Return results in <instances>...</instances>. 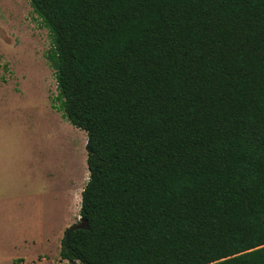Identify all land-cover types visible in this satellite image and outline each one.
Returning <instances> with one entry per match:
<instances>
[{
	"label": "trees",
	"instance_id": "16d2710c",
	"mask_svg": "<svg viewBox=\"0 0 264 264\" xmlns=\"http://www.w3.org/2000/svg\"><path fill=\"white\" fill-rule=\"evenodd\" d=\"M28 2L86 134L60 259L264 264V0Z\"/></svg>",
	"mask_w": 264,
	"mask_h": 264
},
{
	"label": "rangeland",
	"instance_id": "374dc122",
	"mask_svg": "<svg viewBox=\"0 0 264 264\" xmlns=\"http://www.w3.org/2000/svg\"><path fill=\"white\" fill-rule=\"evenodd\" d=\"M49 48V33L28 0H0V177L5 180L0 186L23 192L29 177V194L35 198L29 206L0 202V264H11L21 252L18 246L29 227L37 231L42 225L51 240L80 218L79 195L89 177L86 134L51 108L57 90L46 61ZM65 178L71 206L57 216L58 224H21L28 214L39 222L41 201L51 186L59 190ZM52 254L47 262H38L32 252L22 257L24 264H69L53 261Z\"/></svg>",
	"mask_w": 264,
	"mask_h": 264
},
{
	"label": "crops",
	"instance_id": "0c3cea01",
	"mask_svg": "<svg viewBox=\"0 0 264 264\" xmlns=\"http://www.w3.org/2000/svg\"><path fill=\"white\" fill-rule=\"evenodd\" d=\"M1 168V166H0ZM26 172L29 175L28 167L26 166ZM29 177H27V182H25V187L23 192L13 191L8 192L1 188L0 202L12 201L15 203L23 202L28 206L35 199L33 194H29L28 186ZM64 180L63 186H60V189L57 190L56 187L51 186L48 193L45 196L44 202L41 201V215L39 222H36L35 217H31L29 214L25 217L24 221L21 224H58L56 222L57 216L60 215L64 210H67L71 203L69 202V191L68 183ZM0 185L5 186V180L0 177ZM79 198L81 196L79 195ZM69 224V223H67ZM49 227V226H48ZM67 227H63L59 233H56L51 240L48 232L42 225L38 226L37 231L34 226L28 228V233L26 236L22 237L18 249L21 251L16 254V257L13 258L11 264H14V261H18L19 264H24L23 255L30 254L32 252L33 257L36 258L38 262H47L49 253H53L52 257L54 260L60 259L59 253L61 249V240L64 236V232ZM48 232V233H47ZM47 233V234H46ZM52 251V252H49ZM48 252V253H47ZM61 260V259H60ZM64 261V260H62Z\"/></svg>",
	"mask_w": 264,
	"mask_h": 264
},
{
	"label": "water",
	"instance_id": "95a60500",
	"mask_svg": "<svg viewBox=\"0 0 264 264\" xmlns=\"http://www.w3.org/2000/svg\"><path fill=\"white\" fill-rule=\"evenodd\" d=\"M87 229H88L87 223L80 217L76 224L71 225L67 228V234L65 237V244H67V241L69 239V235L72 231H74V230H87ZM68 263L69 264H78V262H75V261H71Z\"/></svg>",
	"mask_w": 264,
	"mask_h": 264
}]
</instances>
